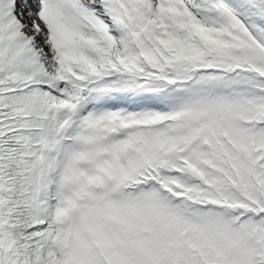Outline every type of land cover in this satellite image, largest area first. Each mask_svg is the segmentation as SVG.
<instances>
[{
	"label": "snow or ice",
	"instance_id": "6c2138e0",
	"mask_svg": "<svg viewBox=\"0 0 264 264\" xmlns=\"http://www.w3.org/2000/svg\"><path fill=\"white\" fill-rule=\"evenodd\" d=\"M0 264H264V0H0Z\"/></svg>",
	"mask_w": 264,
	"mask_h": 264
}]
</instances>
